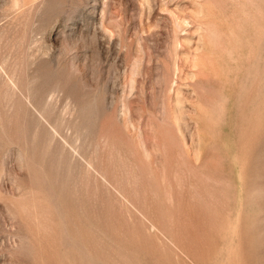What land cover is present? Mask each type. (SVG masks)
Masks as SVG:
<instances>
[{"label":"rangeland","instance_id":"374dc122","mask_svg":"<svg viewBox=\"0 0 264 264\" xmlns=\"http://www.w3.org/2000/svg\"><path fill=\"white\" fill-rule=\"evenodd\" d=\"M0 264H264V0H0Z\"/></svg>","mask_w":264,"mask_h":264}]
</instances>
